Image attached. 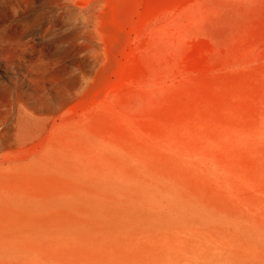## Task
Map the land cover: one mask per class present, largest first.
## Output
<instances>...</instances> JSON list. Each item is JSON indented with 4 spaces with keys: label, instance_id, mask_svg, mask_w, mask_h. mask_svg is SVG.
<instances>
[{
    "label": "rangeland",
    "instance_id": "374dc122",
    "mask_svg": "<svg viewBox=\"0 0 264 264\" xmlns=\"http://www.w3.org/2000/svg\"><path fill=\"white\" fill-rule=\"evenodd\" d=\"M0 264H264V0H0Z\"/></svg>",
    "mask_w": 264,
    "mask_h": 264
},
{
    "label": "bare ground",
    "instance_id": "6f19581e",
    "mask_svg": "<svg viewBox=\"0 0 264 264\" xmlns=\"http://www.w3.org/2000/svg\"><path fill=\"white\" fill-rule=\"evenodd\" d=\"M5 6H6V5H5ZM5 6H4V7H5ZM73 12H74V11H73Z\"/></svg>",
    "mask_w": 264,
    "mask_h": 264
}]
</instances>
